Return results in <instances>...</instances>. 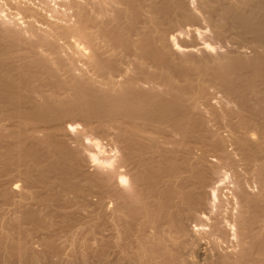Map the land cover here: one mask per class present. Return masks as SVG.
<instances>
[{"label":"bare ground","instance_id":"bare-ground-1","mask_svg":"<svg viewBox=\"0 0 264 264\" xmlns=\"http://www.w3.org/2000/svg\"><path fill=\"white\" fill-rule=\"evenodd\" d=\"M46 1L0 0V264L91 189L117 264H264V0Z\"/></svg>","mask_w":264,"mask_h":264},{"label":"rangeland","instance_id":"rangeland-1","mask_svg":"<svg viewBox=\"0 0 264 264\" xmlns=\"http://www.w3.org/2000/svg\"><path fill=\"white\" fill-rule=\"evenodd\" d=\"M35 1H37V0H35ZM81 1H85V0H81ZM46 2H48L49 5H54V1L53 0H48ZM3 8H4V11L1 14L6 13V15H1V16L4 19L9 21V25L11 24V27H13L15 29L18 28V27H23L24 28L25 23L22 22L21 18H18L21 15L15 14L14 9L8 8L7 5H4ZM187 37L181 35L179 37V39H180L181 43L183 42V44H188L190 42H196L195 46L187 47V48H189V49H191L193 51L192 53L194 54L195 57L201 56L202 53L203 54L204 53L213 54L215 51L222 52V51H228L231 48H233L232 45H228V46H222L221 48H217L216 50H208V49H205L203 47V43L199 39H197V41H196L195 39H193L191 37H188V38ZM246 50H248V49H246ZM182 51H183L182 49L181 50H176V55L182 53ZM247 53H248V51H247ZM189 74L191 75V72H189ZM177 82L179 84H182V85L183 84H187V82L185 80H183V78H181V79L179 78V80H177ZM190 83L192 85H196L198 83V79L196 77V74H194L193 76L191 75ZM215 100L216 99H214V100L210 99L209 102H212V104H214L213 101H215ZM39 148L43 149V147H40V146H39ZM90 169H92V167H90ZM50 175H53V174H50ZM18 183H20V182H18ZM51 191H53V190H51ZM55 191L59 192L60 190H59V188L58 189L54 188V192H49V194L55 193ZM42 192H43V190H42ZM94 192L97 193V191H94L92 189L89 190L90 194L88 193L87 195H84V194L80 195L79 193H78L79 195H77L76 192H69V193H66V196L69 195L67 197L65 196V193L63 194V193L59 192L58 194H59V197H61V198H60V200L58 199L57 201L54 200L55 202L52 205V207H53V209L57 208V210H65L66 209L67 213L71 212V213H69L71 216L68 214L69 218L71 217L70 219L72 220V223L74 221L73 224H76V226L75 225L73 226V236H71V235L70 236L69 235L66 236V234H63V233H60V235H57L56 237H48V236H46L47 238L45 237V235L43 236V234H40L39 236H32V237L27 238V239H23L21 237H16L15 236L14 240H15L16 244L20 245V247H23L24 245H27L28 249L25 250L24 252L21 251L22 253L20 252L19 255L17 253H15V254L12 253V255L8 259L6 258V260L4 261L5 264H21L23 261H25V262H23L24 264H28V263L30 264L29 261L32 260L31 256H33V257L36 256L35 258H37V261H38L39 264H108V263L109 264L110 263L111 264H117L116 262H117V260H119L117 254L112 253V255L114 257L111 256V254H108L105 257H103V255L100 254L101 250H102V247H103V244L100 243L101 235L100 234L98 235L99 231L96 229L97 228L96 225L98 226V222H99V220H98V215H99L98 210L99 209L96 208L95 205L93 204L94 203L93 201L96 200L95 198H96V195H97ZM60 194H62V195H60ZM63 195L65 196V198H64ZM81 196H83V197L87 196V198L88 197L89 198L87 199V198H83ZM90 196H92V197H90ZM94 196H95V198H94ZM67 198H69V199H67ZM64 199H66V200L63 201ZM67 200L68 201L70 200L69 204H68ZM61 201L65 202V203L67 202L66 203L67 205L65 203H61ZM56 202L58 204H60L59 206H61L63 204L66 205L65 206L66 208L57 206L58 204ZM66 210L63 211V213H65ZM3 211H4V213H3ZM5 212H6V210L0 209V216L5 214ZM72 213H73V215H72ZM56 214H58V213H56ZM56 214L53 217L54 218L53 219L54 222L55 221L57 222L59 218L61 219V217L59 215L56 216ZM55 218H57V220H55ZM91 218L93 219V221H92ZM56 222H55V224H57V225H53V226H55V228L57 227L56 229L58 231L62 230L61 229V227L63 228V226H61L62 222L61 221L60 222L58 221L59 223H56ZM94 222L96 223L95 226H94ZM80 224L82 225V228H81ZM5 225L6 224L0 222V232L1 231H3V233L4 232L5 233L9 232L8 229H10V227L8 225H6V226L9 227L7 229ZM91 225L94 226L95 228H93ZM15 227H16V229L18 228V226H15ZM15 227H14V230H15ZM89 228H90V230H92V228H93V230L90 231V230H88ZM84 230L87 231L86 235L84 234L86 232ZM82 232H83V234H81ZM96 232H97V234H96ZM15 235H16V233H15ZM82 237H83V239H82ZM97 238H99V239H97ZM5 250L6 249H4L2 247L0 248V260H1L0 263L3 262V258H5V256L7 255L6 253H7L8 250H6V253L4 252ZM15 252H17V251H15ZM34 252H36V253H34ZM107 260H111V261H107Z\"/></svg>","mask_w":264,"mask_h":264}]
</instances>
